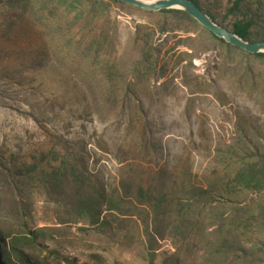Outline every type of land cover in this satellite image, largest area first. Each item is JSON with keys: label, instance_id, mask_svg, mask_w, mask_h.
Segmentation results:
<instances>
[{"label": "rangeland", "instance_id": "rangeland-1", "mask_svg": "<svg viewBox=\"0 0 264 264\" xmlns=\"http://www.w3.org/2000/svg\"><path fill=\"white\" fill-rule=\"evenodd\" d=\"M58 1L46 29L0 0V263L264 264L244 212L264 197L233 182L264 153V58L183 14L109 4L90 22L91 0ZM234 1L199 4L232 32ZM240 7L264 42V0ZM53 152L63 170H30Z\"/></svg>", "mask_w": 264, "mask_h": 264}, {"label": "trees", "instance_id": "trees-1", "mask_svg": "<svg viewBox=\"0 0 264 264\" xmlns=\"http://www.w3.org/2000/svg\"><path fill=\"white\" fill-rule=\"evenodd\" d=\"M19 3L18 8L23 9V12L25 14H30V16L36 21L37 24L42 26L43 28H52L53 26L51 24L55 23L52 22L51 19L56 21V18L54 16L53 11H56L57 7L52 6L53 0H13ZM192 3H194L196 6H198L200 9L199 0H189ZM246 0H235L233 3V6L228 10V15H232L235 17V20L233 21L232 32L236 34L238 37L249 40L250 39V29L253 25V21L250 19H238L239 13L241 12V4H243ZM65 0H59L57 2V5L64 6ZM109 4H126L117 0H91L90 1V7L86 9V15L87 18L90 16L92 19L89 21H94L98 17L99 13H95L98 6H103L105 9L107 5ZM97 5V6H96ZM105 10L101 14H103ZM161 13H178L186 15L187 17L191 18L186 13L179 11V10H161L159 11ZM99 16H102V15ZM209 18L214 22V18L212 15H209ZM83 18V20L87 19ZM192 20L195 22V20L192 18ZM51 25V26H50ZM201 26V25H200ZM202 27V26H201ZM204 28V27H202ZM205 29V28H204ZM209 35L214 38L215 40L219 41L223 45L227 46L231 50L243 54L247 56L248 58L252 59H263L264 54L257 53V54H250L243 50H241L238 47L232 46L228 43H226L223 39L216 37L211 32H209L207 29H205ZM93 33V31L91 32ZM92 40H90L88 45L89 52H94L95 54H99L101 51V48L99 47L100 40L106 38L104 34H93ZM96 45V48L94 46ZM149 63V60L146 61ZM143 63V61H142ZM53 158H49L47 155L41 154L38 159L35 160V162L31 165V171L35 172V169L41 164H44L47 162L49 165H53V163H58V167L56 168V173H59L61 170H63L64 166V159L61 157L59 153L53 152L52 155ZM75 168V167H74ZM233 182L236 185V188L241 191H247L252 192L256 197L263 198L264 197V153L259 155L250 154L247 155L237 170ZM84 207L88 206V199H84ZM250 204V205H249ZM248 205L245 206L244 212L248 213V218L246 220V223H249L250 221H254V223H258L261 227H264V206H261L262 202L260 201H251ZM154 208L159 210V215H161L162 211H164L168 206L169 203L167 201H163V199L157 200V202L153 203ZM257 207V208H255ZM241 229H245V226ZM28 239V240H27ZM21 242L20 245L27 246L30 243L34 241L33 238H25L18 240ZM18 243H11L9 246V254L12 256V258H18ZM1 264V263H0Z\"/></svg>", "mask_w": 264, "mask_h": 264}, {"label": "water", "instance_id": "water-1", "mask_svg": "<svg viewBox=\"0 0 264 264\" xmlns=\"http://www.w3.org/2000/svg\"><path fill=\"white\" fill-rule=\"evenodd\" d=\"M145 11L158 12L161 10H179L196 22H198L202 27L207 29L213 35L218 38L223 39L226 43L238 47L241 50L250 53L264 54V42L251 43L248 40H244L238 37L233 32H228L227 30L219 27L214 23L207 14H205L198 6L189 0H117Z\"/></svg>", "mask_w": 264, "mask_h": 264}]
</instances>
